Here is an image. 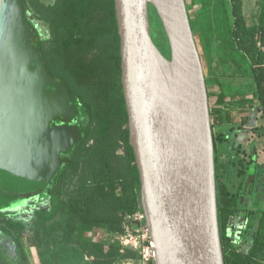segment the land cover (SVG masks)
Here are the masks:
<instances>
[{"label":"water","instance_id":"obj_1","mask_svg":"<svg viewBox=\"0 0 264 264\" xmlns=\"http://www.w3.org/2000/svg\"><path fill=\"white\" fill-rule=\"evenodd\" d=\"M170 46L152 35L150 8ZM130 143L155 264H225L209 90L187 0H115ZM24 0H0V175L17 192L46 187L81 138L76 99L47 69ZM30 263L36 264L31 248Z\"/></svg>","mask_w":264,"mask_h":264},{"label":"trees","instance_id":"obj_2","mask_svg":"<svg viewBox=\"0 0 264 264\" xmlns=\"http://www.w3.org/2000/svg\"><path fill=\"white\" fill-rule=\"evenodd\" d=\"M222 4L225 5L224 0ZM91 5L96 6L97 10L88 14ZM24 6L26 21L33 31L31 38L39 46L48 71L65 82L76 99V114L59 117L79 119L82 138L62 152V165L49 185L35 191L17 192L0 184V200L6 198V192L2 189L9 191L8 199L18 194L39 192H46L49 196L50 206L36 211L34 234L30 237L29 246L42 243L45 224L64 204L63 244L73 246L81 231L80 253L93 256L98 264H113L136 257L137 254L132 250L122 252L117 242L101 240L97 236L98 230L123 232L125 215L142 208L140 173L130 143L129 115L123 91L121 37L115 0H55L48 4L41 0H24ZM244 6V0H230L233 23L229 20L226 24L228 38L223 43L231 49L230 56L241 55L248 60L256 85L254 97L259 110L264 113V0L259 1V14L254 23L248 22ZM223 12L229 15L226 8ZM150 19L151 25L155 21L159 26L156 34L152 27L156 44L169 56L167 35L153 6L150 8ZM191 24L194 30L192 20ZM94 45L107 46L106 64L111 70V79L100 99L95 96L94 81L83 82L81 73L72 68L67 59L68 52ZM84 58L92 70L95 59L87 63L86 55ZM205 75L211 98L210 76L206 70ZM217 78L218 75H212L210 80L218 81ZM220 88L217 99L219 105L211 107L216 163L218 143L226 139L222 132L216 133L217 127L231 123L234 118L233 104ZM217 190L225 264H264V206L253 210L247 208L248 215L258 213L256 232L252 243L246 249H241L231 234V228L235 215L244 207L240 204L239 196L232 194L218 175ZM3 217L0 218V225L28 258L27 248L23 244L26 223L20 219ZM89 230L93 235H86Z\"/></svg>","mask_w":264,"mask_h":264},{"label":"rangeland","instance_id":"obj_3","mask_svg":"<svg viewBox=\"0 0 264 264\" xmlns=\"http://www.w3.org/2000/svg\"><path fill=\"white\" fill-rule=\"evenodd\" d=\"M48 4L55 0H41ZM223 0H187L190 17L194 25V31L197 33L196 39L201 52L204 63V68L208 76L218 75V81L210 80V105L217 107V99L220 94V86L227 95V100L233 104L234 118L240 121V115L243 107L242 103H237L244 95H254L256 93V85L251 76V68L247 59L241 55H232L231 49L227 48L223 42L228 38L227 23L230 20L233 23V15L231 14L230 0H224L225 5L222 4ZM245 1V14L249 23L257 21L259 14V1L260 0H244ZM99 4H97V7ZM96 6L89 8L88 14L97 10ZM228 10V16L225 15L224 9ZM154 33L159 30V26L152 23ZM158 27V28H157ZM158 42V41H157ZM160 42V41H159ZM158 42V43H159ZM160 44V43H159ZM106 45H94L93 47H79L74 52H68V64L72 68L79 71L82 76V81H94L93 88L95 96L100 99L102 91L105 89L107 82L111 79L110 67L106 64L107 58ZM226 51V52H225ZM225 52V55H224ZM88 58L87 63L95 59L96 64L93 69L87 66L84 56ZM85 59V60H84ZM229 61V62H228ZM246 106V105H245ZM239 112V114H238ZM248 121V120H247ZM242 122V121H241ZM245 121L242 124H246ZM234 123V122H233ZM236 124V122L234 123ZM241 126L233 125L232 123L222 124L217 127V134L221 132L226 138L221 142V157L220 163L225 166L222 168L221 181H225L231 186V173H235L239 168L237 162L233 159L236 151L235 139L233 136V128L240 131ZM260 127L258 131H260ZM262 132L264 134V125H262ZM220 144L218 143V148ZM264 155V141L261 145ZM219 150V149H218ZM122 151V149H121ZM234 160V161H233ZM2 193L0 192V195ZM10 195H6L4 200H0V218L7 216L14 219H26L27 231L26 238H24V246L31 248L33 257L36 259V264H98L92 256L81 254L80 242L83 234L81 231L77 234L75 244H63V234L65 226V206L61 204L55 215L49 219L45 224V236L43 237L40 245L29 246L30 237L33 236L34 223L36 220V211L45 210L50 206L49 196L46 192H39L33 194H18L13 199H8ZM3 214V215H1ZM238 232L232 233L233 238L237 237ZM93 232L90 230L86 235H91ZM99 236V230L97 232ZM110 241H113L109 237ZM115 242V241H114ZM241 249H246L247 244L237 242ZM18 247V249H17ZM25 251L21 252V248L13 241L11 244H0V260L2 264H30L29 257L25 256ZM87 256L89 259H87ZM113 264H116L113 263Z\"/></svg>","mask_w":264,"mask_h":264},{"label":"flooded vegetation","instance_id":"obj_4","mask_svg":"<svg viewBox=\"0 0 264 264\" xmlns=\"http://www.w3.org/2000/svg\"><path fill=\"white\" fill-rule=\"evenodd\" d=\"M233 122L234 123L236 122V124L238 126H241V127H239L240 131L237 130L238 128L237 129L233 128V130H234L233 136H234L235 145H236V151L233 155V157H234L233 159L237 162V164L239 165V168L236 170L235 173H231V178H230L231 186H232V183L235 181V178H241L242 179L244 177V179L242 180V182L238 186V188H237L238 190L236 193H233L231 191V186L229 183H227L225 181L224 182L228 185L232 194L239 196V201H240V193H241L240 190L243 189L245 187V185H249V184H251L252 189L261 190V192L263 194V198H264V155H263V150L261 147V145L263 144V141H264V134H263V132L260 133L258 131V128L255 124L250 125V122L249 123L245 122L246 124L244 125V124H242L243 121L242 122H241V120L237 121L235 118H233L231 123L233 125H236ZM52 124H56V125L69 124V125L79 126V128H80V120L79 119L69 120L66 118L59 117V115L53 120ZM219 144H220V147L218 148L219 150H218V159H217V163H216V171H217V175L221 179V175H222L221 170H223L222 168L225 165L220 163L221 142H219ZM0 182H1V175H0ZM2 191L6 192V195L9 194V191H7V190L2 189ZM240 204H241V202H240ZM263 206H264V201H263V205H259L256 208L242 206L244 208L239 210V211H244L246 213V215H245L246 220L252 219L254 221V224H255V223H257L258 213L255 212V213H250L248 215L247 214V208H250L253 210V209L263 207ZM236 215L233 219V227L231 228V234L234 232L235 227L237 228V226H235V224L237 223L236 222ZM0 229L3 231L2 227ZM24 235H25V233H24ZM12 240L14 241V239H12ZM234 240L236 241L235 238H234ZM23 244H24V240H23ZM17 249H18V247H17ZM27 250H28V248L26 249V252H27ZM27 256H28V253H27Z\"/></svg>","mask_w":264,"mask_h":264},{"label":"crops","instance_id":"obj_5","mask_svg":"<svg viewBox=\"0 0 264 264\" xmlns=\"http://www.w3.org/2000/svg\"><path fill=\"white\" fill-rule=\"evenodd\" d=\"M239 102L240 103L243 102V107L239 109V110H242L240 113V115L242 116L240 117V120L241 121L246 120V122L248 123L250 122V125L255 124L257 128L260 127L261 130L259 132L262 133V125H264V115H263L264 113L262 110L261 111L259 110V106H258L257 101L255 100L254 95H244L242 96V98L239 99L237 103ZM235 114H237V111L235 112ZM243 179L244 177L242 179L235 178V181L232 183V186H231V191L233 193L237 192L238 190L237 188ZM240 191H241L240 202L242 206L256 208L259 205H263L264 198H263V194L261 190L252 189L251 184H249V185H245V187L241 189ZM245 215L246 213L244 211H239L237 213L236 215L237 225L235 224L237 228L235 227L234 232L236 231L238 232L236 234L237 237L235 238L236 242H239V241L242 243L246 242L247 246H249L252 243L253 237L256 232V223L254 224V221L252 219L246 220ZM20 220L26 223V227L28 226L26 219L21 218ZM1 227L2 226H0V228ZM24 238H26V233L24 235ZM3 242L6 244H11L13 240L10 236H8V234H6L4 229L3 231L0 229V244L2 245ZM0 264H2L1 260H0Z\"/></svg>","mask_w":264,"mask_h":264},{"label":"built area","instance_id":"obj_6","mask_svg":"<svg viewBox=\"0 0 264 264\" xmlns=\"http://www.w3.org/2000/svg\"><path fill=\"white\" fill-rule=\"evenodd\" d=\"M98 237L101 240L111 237L113 242H117L120 246L122 252L132 250L137 254L136 257L119 260L116 264H155V243L150 236L149 227L146 222V214L143 208L125 215L123 232L109 233L101 230ZM92 258L94 259L93 256ZM87 259H89L88 256Z\"/></svg>","mask_w":264,"mask_h":264}]
</instances>
